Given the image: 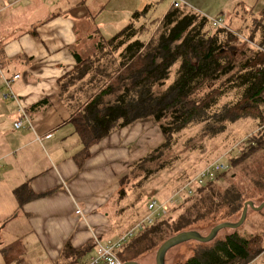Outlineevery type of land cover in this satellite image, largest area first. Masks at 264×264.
Returning a JSON list of instances; mask_svg holds the SVG:
<instances>
[{
    "label": "crops",
    "instance_id": "1",
    "mask_svg": "<svg viewBox=\"0 0 264 264\" xmlns=\"http://www.w3.org/2000/svg\"><path fill=\"white\" fill-rule=\"evenodd\" d=\"M184 1L182 12L201 14L195 0ZM154 7L143 0H0V244L10 249V264H82L95 240L124 235L138 207L146 214L155 178L122 181L163 143L157 124L136 121L85 147L71 115L89 98V84L75 89L89 74L77 62L126 26L155 22ZM243 15H234L235 26L216 19L236 33ZM240 121L252 123L253 135L264 129L255 119Z\"/></svg>",
    "mask_w": 264,
    "mask_h": 264
},
{
    "label": "trees",
    "instance_id": "2",
    "mask_svg": "<svg viewBox=\"0 0 264 264\" xmlns=\"http://www.w3.org/2000/svg\"><path fill=\"white\" fill-rule=\"evenodd\" d=\"M160 24L157 36L147 43L136 38L138 30L132 25L107 41L114 50L122 48L112 81L71 115L85 147L136 121L151 119L157 124L163 143L135 164L123 183L134 177L141 178L142 183L155 178L163 170L159 152L172 147L174 135L192 123L204 124L202 138H213L224 132L226 125L247 118L257 120L264 128V43L255 49L250 36L242 41L227 27L212 28L209 33L205 31L207 18L183 13L181 9L171 8ZM101 49L100 46L98 52ZM77 63L79 67L82 65L81 61ZM176 64L179 66L173 82L164 91L156 92L155 87L164 86ZM78 72L83 74L86 70ZM230 91L234 92L233 98L218 106V102L229 97ZM253 136L251 139L256 141L250 143V139L247 154L242 152L230 158L226 171L183 199L192 204L173 224L155 222L125 242L116 253L119 261L131 262L169 237L199 224L224 223L238 213L241 215L245 203L264 193V159L258 165L256 162V168L244 169L241 180L245 178L246 185L238 179V174H231L234 181H224L219 186L221 190L210 187L229 170H238L251 157L264 155V129ZM15 193L18 196L19 190ZM240 228L222 240L217 241L216 237L207 244L193 242L198 248L181 264L251 263L264 252V232L249 237L240 235ZM9 252L10 249L2 252L4 264L12 262Z\"/></svg>",
    "mask_w": 264,
    "mask_h": 264
},
{
    "label": "rangeland",
    "instance_id": "3",
    "mask_svg": "<svg viewBox=\"0 0 264 264\" xmlns=\"http://www.w3.org/2000/svg\"><path fill=\"white\" fill-rule=\"evenodd\" d=\"M143 3L145 5L151 3L153 6H155L149 15L151 20L155 22L158 19H161L164 11H166L170 6L169 0H163L156 3L151 0H143ZM195 4L193 6L196 7V9H198L201 13L200 15L206 17L207 20L219 18L222 20V22L225 21V23L231 20L232 26L237 25L236 18L238 17L234 16L236 13H239V15L245 14L243 15L245 16V20H243V23H241L240 29L233 34L238 36L239 39V34H241L243 36L242 41L246 40L245 38H249L250 36V39H252V47L255 49L257 46L264 43V0H195ZM148 13L149 11L146 12V15ZM161 21L157 24L152 21L144 23L143 26L138 29L137 39H139V37L142 35L140 41L147 43L154 36L156 37L161 28ZM206 30L209 33H212L213 29L208 24L205 27V31ZM100 46L102 49L99 50L95 56L84 59L82 65L78 68V71L86 70L89 72L88 77L84 80V82L77 83L75 85L77 86L75 89L78 90L80 88L85 89L86 87L84 86L89 84L88 88L84 92V96H93L110 84L112 81V73L118 67V55L122 48L114 50L108 42H104L102 45L97 46V50ZM262 50H264V48ZM178 66V64L174 65L171 70L170 77L165 82L163 87H155L156 92L164 91L171 84V82H173ZM75 74L76 73H74L72 77H75ZM227 95L229 97H226L218 102V106H222V103L225 104L228 100H230V98H233L234 92L230 91ZM78 104L80 103H76V105ZM251 124L252 123L250 121H240L239 123L236 122L234 124L226 125L224 129L225 131L213 138H202L201 132L204 128V124L202 123H192L186 128L182 129L180 133L175 134L173 139L174 145L169 149L159 152V165L161 167L163 166V170H161L160 173L156 175L155 179L149 183V192H152L153 194L151 197H149L148 201L154 199L158 202H167L174 191L180 188V186L187 179L192 178L199 171L205 169L208 165L215 162L227 165L230 158H236L242 152L247 154L248 152L245 150L248 146H250L249 142L251 140L252 141L250 143L256 141V139H251L254 134V126ZM263 159V154L251 157L248 159L247 163L240 166L238 170L234 171L231 169L227 173L221 175L217 181L211 185L210 188L219 189V186H221L224 181H234V179L231 178V174H234L235 176L238 174V179L246 185L247 180L245 178L241 180V176L244 174L245 170L256 168V162L258 165V163L262 162ZM169 161H171L170 166L165 168V165ZM263 200L264 193L260 196L255 195L254 198L251 199L255 206L261 204ZM185 202L186 200L184 202L179 201L177 203L170 204L169 207H167V214L164 217H158L156 222H171V224H173V222L178 219V216L181 214V212L192 204L191 201L188 203ZM136 213H138L140 217L135 218L128 228L132 224L136 223V221H138L141 216L144 215L145 207L141 206L140 209L138 207ZM218 216H221V213ZM239 216L240 213L229 218L226 220V222L236 223L239 220ZM221 222L219 221L213 224L211 222H205L204 224H199L198 227L192 230L199 232L201 236H206L210 229L215 226V224H219ZM263 232L264 208L257 212L248 209L246 219L241 228L238 229V233L240 235H246L250 237L262 235ZM232 233V230L223 229L219 231L216 240H222ZM1 241L2 242L0 243H5L6 240L3 238ZM263 241L262 247H264ZM4 245L5 244H0V264H3L4 262L2 254ZM160 245L161 243L151 250L138 255L135 259H133V261L137 262L138 264H155V253ZM197 248L198 244L193 242H184L180 245L174 246L166 252L164 263H184L187 259L192 257L194 251ZM249 264H264V252Z\"/></svg>",
    "mask_w": 264,
    "mask_h": 264
},
{
    "label": "built area",
    "instance_id": "4",
    "mask_svg": "<svg viewBox=\"0 0 264 264\" xmlns=\"http://www.w3.org/2000/svg\"><path fill=\"white\" fill-rule=\"evenodd\" d=\"M169 1L170 6L175 9L189 7L184 0ZM207 21L208 24L214 29L225 28L219 19H210ZM17 78L18 76L13 77V79ZM5 83L8 85L10 81H6ZM22 118H24V120L26 119L24 116ZM22 118L14 123L15 129H18L22 126ZM227 168L228 167L226 164L223 165L219 162L212 163L205 169L199 171L192 178L187 179L180 186V188L174 191L166 203H159L156 200L149 201L146 205V214H144V216L138 220L136 224H134V226L130 228L124 235L110 241L100 242L99 240H95L94 254L82 264H122L116 256V253L121 249L125 242L136 236L138 233L142 232L145 228L152 226L158 217H164L167 214V207H169L170 204L183 201L184 198L193 195L195 189L202 188L208 183L213 182L216 177L226 171Z\"/></svg>",
    "mask_w": 264,
    "mask_h": 264
},
{
    "label": "water",
    "instance_id": "5",
    "mask_svg": "<svg viewBox=\"0 0 264 264\" xmlns=\"http://www.w3.org/2000/svg\"><path fill=\"white\" fill-rule=\"evenodd\" d=\"M263 208H264V200L258 206H255L252 202H247L244 204L239 220L236 223L224 222L217 224L210 229V231L206 236H201V234L195 230H189V231L177 233L174 236L169 237L163 243H161V245L157 248L155 253V264H165L164 263L165 254L170 248L180 245L181 243L184 242H196L202 244L210 243L217 237L219 231L223 229L235 230L240 226H242L246 219L248 209L257 212ZM124 264H138V263L135 261H131V262H126Z\"/></svg>",
    "mask_w": 264,
    "mask_h": 264
},
{
    "label": "bare ground",
    "instance_id": "6",
    "mask_svg": "<svg viewBox=\"0 0 264 264\" xmlns=\"http://www.w3.org/2000/svg\"><path fill=\"white\" fill-rule=\"evenodd\" d=\"M227 54V53H226ZM130 78V77H129ZM226 192V191H225Z\"/></svg>",
    "mask_w": 264,
    "mask_h": 264
}]
</instances>
